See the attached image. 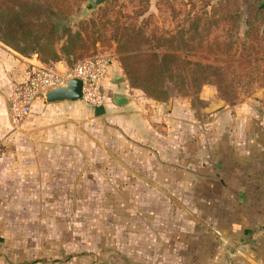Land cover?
<instances>
[{"label": "rangeland", "instance_id": "rangeland-1", "mask_svg": "<svg viewBox=\"0 0 264 264\" xmlns=\"http://www.w3.org/2000/svg\"><path fill=\"white\" fill-rule=\"evenodd\" d=\"M86 1L62 6L71 36L59 34L38 52L30 38L10 44L0 32V57L33 56L30 63L51 67L111 52L112 73L122 78L104 84L105 94L137 92L156 129L169 121L189 141V127L205 125L209 110L264 96L259 0H105L85 8ZM134 51L150 54L142 72L122 60ZM124 63L147 90L131 86ZM11 66L0 62L1 82ZM91 107L43 99L20 119L0 113V264H144L160 234L190 223L169 193L174 183L161 181L176 173L161 156L176 137L160 132L147 139L153 147L136 142Z\"/></svg>", "mask_w": 264, "mask_h": 264}, {"label": "crops", "instance_id": "crops-1", "mask_svg": "<svg viewBox=\"0 0 264 264\" xmlns=\"http://www.w3.org/2000/svg\"><path fill=\"white\" fill-rule=\"evenodd\" d=\"M259 5L264 9V0ZM0 60L12 65L8 79L0 81V113L5 114L4 92L10 97L14 84L25 77L30 62L36 59L10 54ZM52 66L60 71L68 65L56 60ZM114 68L111 64L103 86L113 88ZM115 94L126 100L116 104L114 94L104 92L103 104L90 105L92 112L103 115L130 139L151 147L153 143L147 139L160 132L167 138L176 137L163 149L166 156L161 155L176 165V173L161 181L174 183L168 191L179 199L182 218H189L190 223H178L174 230L178 234H160L144 253V264H264V96L258 95L255 102L245 99L214 107L208 111L205 125L189 127V141L184 138L189 133L184 127L169 126V121L161 124L162 131L154 127L147 98L135 91ZM42 100H34L29 113ZM62 100L82 101H57ZM166 115L167 120L168 112ZM159 192L160 198L168 197L167 191Z\"/></svg>", "mask_w": 264, "mask_h": 264}, {"label": "trees", "instance_id": "trees-1", "mask_svg": "<svg viewBox=\"0 0 264 264\" xmlns=\"http://www.w3.org/2000/svg\"><path fill=\"white\" fill-rule=\"evenodd\" d=\"M77 1L0 0V32L3 40L10 44H16L30 38L31 41L36 43L38 52H40L41 46H47L55 36L59 34L71 36L68 19L63 14L64 9L62 6L68 8L76 4ZM90 38L92 39V37ZM79 39L81 38L79 37ZM43 48V50H47L46 47ZM48 52L53 53V50H49ZM149 55L146 52L134 51L123 55L122 60L131 59L132 62L137 64L135 65L137 70L142 72L144 71L141 67L142 59ZM169 55L172 59H176V56ZM162 57L163 55H161ZM123 71L127 75L131 86L140 87L144 91L147 90L145 86L141 85L132 67L124 63ZM193 86L197 88L198 85L195 84Z\"/></svg>", "mask_w": 264, "mask_h": 264}, {"label": "built area", "instance_id": "built-area-1", "mask_svg": "<svg viewBox=\"0 0 264 264\" xmlns=\"http://www.w3.org/2000/svg\"><path fill=\"white\" fill-rule=\"evenodd\" d=\"M113 54L94 52L75 60L64 70H55L40 63H33L25 77L14 84L7 104V112L13 119L27 115L34 100L56 86L65 85L71 77L80 80V99L92 106L104 102L103 82L109 72Z\"/></svg>", "mask_w": 264, "mask_h": 264}, {"label": "water", "instance_id": "water-1", "mask_svg": "<svg viewBox=\"0 0 264 264\" xmlns=\"http://www.w3.org/2000/svg\"><path fill=\"white\" fill-rule=\"evenodd\" d=\"M105 0H87L84 3L85 8H92ZM121 75H117L113 78L114 81L120 80ZM80 97V80L76 77H71L67 80L65 85L56 86L52 89L47 90L43 94L45 101H57L67 98H79ZM126 100V97L122 94L112 95V101L116 104H120Z\"/></svg>", "mask_w": 264, "mask_h": 264}]
</instances>
